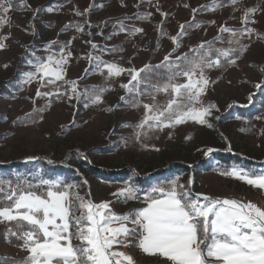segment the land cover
Instances as JSON below:
<instances>
[{"label": "rangeland", "instance_id": "374dc122", "mask_svg": "<svg viewBox=\"0 0 264 264\" xmlns=\"http://www.w3.org/2000/svg\"><path fill=\"white\" fill-rule=\"evenodd\" d=\"M248 9L256 11L244 24ZM181 25L184 34L178 35ZM222 27L250 28L252 33L240 35L239 44H230L233 33L221 32ZM172 37L178 38L174 42ZM207 42L213 53L240 46L244 50L233 56L234 63L221 57L222 66L205 69L209 83L199 99L204 107L212 106L206 122L187 119L170 127L138 128L148 115L143 104L153 101L122 87L131 80L129 70L160 65L166 56L172 61L185 54L198 58L200 45L207 48ZM0 45V183L5 191L9 182L12 187L30 183L34 190L41 181L59 182L72 185L70 193L86 201L109 203L112 214L131 216L147 206L146 194L155 195L154 187L175 181L194 194L251 202L264 210V189L230 174L233 169L264 174V0H12L6 13L0 10ZM62 56L67 62L61 80L49 84L50 77L42 79V73L29 79L28 74L48 57ZM209 58L215 60L216 55ZM109 64L124 71L109 75ZM170 98L156 94L162 107ZM228 150L244 165L213 160V154ZM32 156L53 163L70 160L75 172L65 169L54 179L38 175L31 180L21 167L2 170ZM83 157L88 165L79 164ZM177 165H185L186 171L177 173ZM89 166L108 172L94 178L88 175ZM124 167L132 174L115 180ZM128 187L134 189V197L116 195ZM14 226L0 220V235L12 239L8 229ZM80 243L72 240L73 245ZM138 244L139 233L127 246L113 245L111 250L131 256L133 264H170L164 257L144 253ZM1 255L23 259L29 252L0 241V261Z\"/></svg>", "mask_w": 264, "mask_h": 264}, {"label": "snow or ice", "instance_id": "6c2138e0", "mask_svg": "<svg viewBox=\"0 0 264 264\" xmlns=\"http://www.w3.org/2000/svg\"><path fill=\"white\" fill-rule=\"evenodd\" d=\"M11 7L12 0H0L3 12ZM254 11L256 9L246 10L244 24L249 22L248 14ZM184 27L180 26L178 35L184 34ZM220 31L233 33L235 39L230 40V44H239L240 35L252 33L250 28L237 31L222 27ZM177 38L172 37L174 42ZM207 44V48L204 43L200 45L202 54L198 58L185 54L172 61L166 56L160 65L129 70L131 80L122 87L130 93L148 95L153 101L143 104L148 115L138 128L170 127L187 119L206 122L204 117L210 114L212 106L204 107L199 99L209 83L205 69L222 66L221 57L226 63H234L233 56L244 50L240 46L215 49L213 53L211 42ZM213 54L215 60L209 58ZM66 62L63 56L55 60L48 57L47 62L38 64L36 72L29 73L28 77L31 79L42 73V79L50 77L47 83H55L63 78L62 65ZM53 63L56 68L51 66ZM106 68L113 76L124 71L115 64L106 65ZM180 77H185L186 82L178 83ZM72 91H76L75 87ZM161 92L171 96L163 107L156 101V94ZM37 95H41L39 90ZM43 95L51 94L45 92ZM99 99L97 95L95 100ZM197 104L200 107L197 108ZM230 174L264 189V174H249L238 169ZM72 187L41 181L34 190L30 183L27 187L20 183L12 187L9 182L5 191L0 183V200L8 202L6 205L0 203V220L14 222V229L8 232L22 241L21 247L29 252L22 264H124V261L133 264L131 256L111 249L113 245L127 246L129 238L137 233L138 247L144 253L164 257L170 264H264V210L251 202L194 194L173 181L154 187L151 191L155 195L146 194L147 206L136 214L121 216L112 214L107 202L96 205L70 193ZM116 195L129 198L136 193L128 187ZM129 223L133 227H128ZM73 239L81 243L73 245Z\"/></svg>", "mask_w": 264, "mask_h": 264}, {"label": "trees", "instance_id": "16d2710c", "mask_svg": "<svg viewBox=\"0 0 264 264\" xmlns=\"http://www.w3.org/2000/svg\"><path fill=\"white\" fill-rule=\"evenodd\" d=\"M151 66H157V65H151ZM248 108L250 107H245L244 109L249 110ZM233 151L228 150L227 152H218L216 154H213V157L215 159H213L214 161H217L219 164L222 165H244V160L237 156L236 154L232 153ZM46 159V157L43 156H32L29 158H26L25 160H18L15 163H10L9 165L2 166V170H17V168L21 167V172L23 174H25V176L28 179L34 180L38 177V175H40V177H44L45 179H54V177H57V172L61 171L64 172L65 169L67 170V172L74 174V170H72L70 167L73 166L74 162H71L70 160H64V161H59V163L57 161L53 162H48ZM84 160V161H83ZM247 162V161H245ZM57 163V164H56ZM36 164V167L35 165ZM81 165H88V162L86 160L85 157L82 158V160H80ZM252 164V163H247V165ZM177 169L176 172L177 173H182L186 171V166L185 165H177ZM91 173H88V175H91L92 177H96V178H101L104 177L102 176L103 173L107 174L106 170H103L100 167H90L88 169ZM72 171V172H71ZM132 170L128 167H124L121 172H119V175L116 176H112L110 175V173L107 175L108 178H114L115 180H119V178H122V180H125L128 178L129 175L132 174ZM102 174V175H101ZM9 176H14V175H9ZM68 178H70V176H68ZM14 186V185H11ZM7 232V231H6ZM5 233V232H4ZM6 235V234H5ZM12 239H10V237H4L3 235H0V241H5V242H9L10 244H14V245H19L21 246V244L23 242H15L13 240V237H11ZM2 256V255H1ZM4 259L0 261V264H22V262L24 260H26V258L23 259H16V258H8V257H4L2 256Z\"/></svg>", "mask_w": 264, "mask_h": 264}]
</instances>
